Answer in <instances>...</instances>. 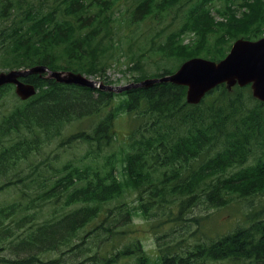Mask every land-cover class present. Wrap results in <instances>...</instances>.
Masks as SVG:
<instances>
[{"label": "trees", "instance_id": "1", "mask_svg": "<svg viewBox=\"0 0 264 264\" xmlns=\"http://www.w3.org/2000/svg\"><path fill=\"white\" fill-rule=\"evenodd\" d=\"M0 1L14 11L12 18L0 11L3 22L0 38L12 43L11 54L22 67L47 66L51 70H73L94 76L98 74L94 67L101 61L102 53L115 45L112 17L118 0H51L50 4L58 7L49 14L33 11L34 3L42 0H26V11L22 10L24 0ZM154 2L141 0L126 10L130 23H138L153 13ZM212 2L200 0L190 8L186 17L197 19L190 24L204 32L211 30L213 18L208 7ZM58 12L71 21L58 22ZM261 24H264V11L250 25L240 22L237 29L245 36L251 34L250 27L260 28ZM224 33L226 30L220 35ZM179 34L174 33L159 45V52L167 57L180 54V46L173 42ZM56 46L72 58L71 68L64 66L63 61L55 62L52 55L45 57L39 52L52 51ZM219 46L203 43L200 52L217 61L225 54ZM23 47H26L24 51ZM104 71L103 66L100 79ZM26 81L36 85L39 91L10 115H0V136L12 141L3 148L0 140V162L5 159L4 154L14 152L17 157L26 155V159L64 152L59 158L56 153L45 165L49 170L58 164L56 174L45 179V200L55 198L68 205H78L74 217H62L55 224L45 225L35 241H57L56 236L66 225L72 227L77 223L82 227L91 219L102 230L108 223V215L111 219L119 218L117 223H128V209L116 213L107 209L108 215L98 210L104 203L120 200L126 190L114 172V160L120 158L125 179L138 194V207L143 214L155 210L151 216L157 221H180L188 209L198 204L215 211L235 202L240 208L238 212L247 208L242 224L206 248L198 244L192 247L193 256L234 264L238 261L264 264V104L253 101V111L245 106L243 97L250 98L246 89L227 92L224 86H219L200 104L187 105L184 88L169 83L113 94L58 84L38 76H29ZM236 92L244 94L236 95ZM126 115L131 123L126 143L118 151H111L119 138L116 135L119 116ZM236 165L244 169L241 176L233 177L231 171ZM210 173L214 175L210 177ZM190 219L187 222H194L197 227L202 224L196 218ZM111 229L105 228L100 248L79 264H117L122 256H133L135 264H147L138 244L125 250H108L107 243L113 239ZM115 235L123 234L118 231ZM176 248L173 242L165 245L161 264H187L186 257H181ZM33 259L0 260V264H29ZM60 261L46 264H61Z\"/></svg>", "mask_w": 264, "mask_h": 264}, {"label": "rangeland", "instance_id": "2", "mask_svg": "<svg viewBox=\"0 0 264 264\" xmlns=\"http://www.w3.org/2000/svg\"><path fill=\"white\" fill-rule=\"evenodd\" d=\"M24 1L22 10L26 11V0ZM140 1L118 0L113 7L115 45L108 47L102 53L101 61L94 67L98 74L93 76L99 78V73L102 72L104 66L103 79L107 82L105 84L122 86L136 82L139 78H152L161 73H173L185 59L192 57V54L202 56L200 50H202L203 43H218L219 48L225 50V56L233 41L241 38L242 32L237 29L238 24L244 22V24L250 25L251 22H254L255 17L264 11V0H242L238 3L213 0L208 7L209 14L213 18L212 29L204 32L190 24L192 20L197 21L195 17H186L190 8L200 0H168L163 5H160L163 0H155L153 13L143 17V20L138 23H130L126 10L138 5ZM50 3L51 0H42L34 3L32 9L34 12L49 14L53 8L58 7ZM0 11L9 13L11 18L14 14V11L1 1ZM56 20L58 22L71 21L70 18H63L60 12L56 14ZM2 25L3 22L0 21V28ZM225 30L227 33L220 35ZM249 31L251 34L243 37L256 40L264 36V24H261L260 28L250 27ZM258 31L259 33H257ZM174 33H180L173 41L180 46V54L167 57L159 52L158 46L164 44ZM233 33L236 36H233ZM255 34L259 35L253 38ZM11 48L10 41L0 38V72L22 68L12 56ZM24 49L26 47H23L22 51ZM39 52L45 57L52 55L55 62L63 61L64 66L70 68L72 66V58L62 52L59 46H56L52 51L46 49L39 50ZM248 93L250 94L249 90ZM237 94L244 93L236 92ZM249 94H247L248 97H250ZM18 100L11 88L3 89L0 92V115L6 116L13 112L16 107L21 105ZM243 104L251 107L250 110H254L251 98L243 97ZM126 116H119L120 120L116 124V135L119 138L115 140L111 151H118L126 143L128 128L131 126L130 118ZM0 140L3 142V148L12 143L2 136H0ZM56 153H48L43 157H28L27 159L26 155L17 157L15 152L4 154L5 159L0 162V210L5 209L4 212H0V260L13 262L33 257L32 263L29 264H46L54 260H61V264L63 260H66L65 264H79L100 248L101 240L106 235L105 228L112 227L110 231L113 234L121 231L123 235H120L118 240H110L106 247L108 250H125L138 244L146 254L147 263L150 264H161L160 254H162L165 245L170 242L177 246L176 250L181 257H186L187 264H234L223 259H206L201 255L193 256L192 254L195 252L191 248L197 244L206 248L231 233L238 224L243 223L242 216L247 212V208L238 212L240 208L238 202H235L224 209L215 211L209 210L205 205L198 204L191 210L188 209L185 212L187 214L180 221H157L155 217L151 216L155 210L143 214L138 207L136 202L138 194L134 193L125 179L120 158L114 160L116 165L114 172L123 182L126 190L120 200L104 203L105 206H98V210H104L107 214L106 208L114 213L119 209H128L130 213L128 223H117L119 218L111 219L107 214L108 223L102 230L91 219L82 227L75 223L74 229L73 226L66 225L64 231L59 232L56 236L57 241L54 240L55 242L35 241L38 233L45 229V225L55 224L62 217L67 219L74 217L78 208V205H68L55 198L45 200V179L56 174L58 164H54L53 169L49 170L45 165L50 163L49 161L54 158ZM63 153L58 152L56 158L61 157ZM219 168L220 165L218 170ZM224 169H228V167L224 166ZM243 169L236 165L231 171L232 176L237 177ZM213 175L210 173L209 176ZM235 187L237 186L232 185V188ZM259 217H263V215H259ZM190 218H196L202 224L197 227L194 222H187V220H191ZM194 231L196 232L194 233ZM192 233L194 234L192 235ZM120 258L122 260L117 264H133L134 262L130 263V260L124 256ZM238 262L237 264H240V261Z\"/></svg>", "mask_w": 264, "mask_h": 264}, {"label": "water", "instance_id": "3", "mask_svg": "<svg viewBox=\"0 0 264 264\" xmlns=\"http://www.w3.org/2000/svg\"><path fill=\"white\" fill-rule=\"evenodd\" d=\"M30 74H46L58 83L76 84L114 93H120L130 88H148L157 83H170L186 87L185 101L190 105L198 104L207 92L218 85L225 84L229 90L235 84L238 86L250 84L252 97L264 102V37L255 41L243 38L235 40L228 54L219 62H212L203 58H191L171 75L145 79L125 86L105 85L100 81L88 79L79 73L56 72L42 66L22 72L14 70L0 73V85L14 83L18 96L21 99H27L34 95V86L28 83H20L17 78L26 77Z\"/></svg>", "mask_w": 264, "mask_h": 264}, {"label": "bare ground", "instance_id": "4", "mask_svg": "<svg viewBox=\"0 0 264 264\" xmlns=\"http://www.w3.org/2000/svg\"><path fill=\"white\" fill-rule=\"evenodd\" d=\"M42 67L48 68L47 66H42ZM48 69H49V68H48ZM49 70H51V69H49Z\"/></svg>", "mask_w": 264, "mask_h": 264}]
</instances>
